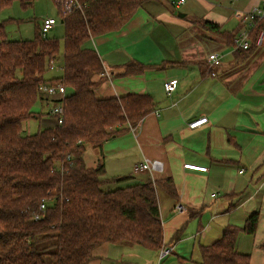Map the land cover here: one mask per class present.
<instances>
[{
	"label": "crops",
	"instance_id": "0c3cea01",
	"mask_svg": "<svg viewBox=\"0 0 264 264\" xmlns=\"http://www.w3.org/2000/svg\"><path fill=\"white\" fill-rule=\"evenodd\" d=\"M259 7L264 0H151L121 29L84 46L104 67L96 98L134 94L153 101L152 111L107 140L101 155L107 178L157 185L163 247L174 249L167 264H201L200 247L218 241L227 228L239 230L237 250L251 264H264V48L253 47L247 55L235 48L243 28L236 14ZM205 21L224 35L208 30ZM215 52L223 57L213 76L207 57ZM132 64L142 69L125 74ZM174 79L178 85L169 95L164 83ZM38 104L46 114L37 120L39 128L54 127L46 113L51 101ZM204 117L209 122L189 128ZM87 150L86 164L94 168L99 151ZM146 159L163 162V172L135 174V164ZM188 164L207 171L185 168ZM179 204L185 213L177 211ZM255 214L257 230L250 235L245 227ZM158 255L159 250L104 243L89 264H158Z\"/></svg>",
	"mask_w": 264,
	"mask_h": 264
},
{
	"label": "trees",
	"instance_id": "16d2710c",
	"mask_svg": "<svg viewBox=\"0 0 264 264\" xmlns=\"http://www.w3.org/2000/svg\"><path fill=\"white\" fill-rule=\"evenodd\" d=\"M35 1L0 0V6L18 2L27 8ZM150 1L80 0L82 10L63 13L61 0H54L65 27L63 43L43 38L40 29L32 40L12 41L0 24V264H89L104 243L163 249L157 185H130L128 176L107 178L101 155L107 140L152 111L153 101L134 94L96 98L104 67L98 54L84 47L121 29ZM202 25L224 35L217 24ZM262 30L264 20L253 32L255 41ZM252 48L238 51L247 55ZM51 61L59 77H47ZM129 67L125 74L142 69ZM43 84L67 88L63 123L25 135L24 123L46 115L34 110L49 100L39 89ZM88 148L100 154L94 168L85 161ZM43 202L46 208L40 210ZM257 224L255 214L246 232L254 235ZM238 232L227 228L218 241L201 246V264H251L250 256L237 250Z\"/></svg>",
	"mask_w": 264,
	"mask_h": 264
},
{
	"label": "built area",
	"instance_id": "2783aa9c",
	"mask_svg": "<svg viewBox=\"0 0 264 264\" xmlns=\"http://www.w3.org/2000/svg\"><path fill=\"white\" fill-rule=\"evenodd\" d=\"M184 0H181V3H183ZM61 10L63 13H70L73 10H82L83 4L80 2V0H61ZM237 20L240 22V24L243 26V28L239 31L235 38V48L237 50H244L247 51L251 49L254 45L258 48H264V30L259 32V35L256 37V41L253 37V32L258 24V22L264 20V7L262 8H255L250 12L246 13H237L236 14ZM58 20L55 18H46L43 20L42 25L40 27V35L43 38H46L48 33L57 25ZM222 55L218 52L211 53L207 57V62L210 69L212 70V75L215 76L216 72L214 71L215 68H218L222 64ZM48 69L50 71H58V65L55 61H51L49 63ZM178 85V80H170L164 83V89L167 94H172ZM41 93L49 98V100L52 99H58L60 100L59 103L51 102V105L49 106L48 113L49 115L55 120L56 124H62L63 123V117H64V105L63 100H65L67 96V88L62 84H43L40 86ZM208 121L207 117L201 118L199 120H196L189 124L190 129H195L203 124H206ZM68 160H71L70 157H68ZM163 162L159 160H149L146 159L143 162H140L138 164H135L133 167V172L140 173V172H146L149 171L151 173H159L163 172L164 170ZM185 168L194 169V170H200V171H207L206 167H200L195 165H185ZM46 204L45 202L40 205V210H45ZM177 211L179 213H185L187 210L186 208L179 204L177 205ZM174 254L173 247H163L159 251L158 256V264H162L166 259H168L170 256Z\"/></svg>",
	"mask_w": 264,
	"mask_h": 264
},
{
	"label": "rangeland",
	"instance_id": "374dc122",
	"mask_svg": "<svg viewBox=\"0 0 264 264\" xmlns=\"http://www.w3.org/2000/svg\"><path fill=\"white\" fill-rule=\"evenodd\" d=\"M46 18H55L58 20L57 25L48 33L47 37L50 39H57L63 43L65 27L60 19L59 9L54 0H36L30 7L27 8L22 7V5L18 2L13 3L9 7L0 6V24L5 25L7 37L12 41L34 39L35 36L39 34L42 22ZM196 27H198V25ZM210 51L211 49H209V52ZM58 74L59 73L49 72L47 77H57L59 76ZM34 110L38 114L45 113V110L40 107L39 104L35 106ZM44 119L47 120V118ZM39 124L40 122L37 120H30L29 122L24 123V134L29 135V133H37L38 129L43 128H39ZM28 126H31V130L29 132L26 131ZM87 152L88 150H86V153ZM88 165L91 166L92 164L88 162ZM170 259L171 257L166 259L162 264H167Z\"/></svg>",
	"mask_w": 264,
	"mask_h": 264
}]
</instances>
